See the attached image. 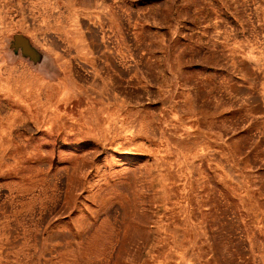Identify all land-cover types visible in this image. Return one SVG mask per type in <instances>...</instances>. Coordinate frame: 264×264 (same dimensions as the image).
Here are the masks:
<instances>
[{
	"label": "rangeland",
	"instance_id": "1",
	"mask_svg": "<svg viewBox=\"0 0 264 264\" xmlns=\"http://www.w3.org/2000/svg\"><path fill=\"white\" fill-rule=\"evenodd\" d=\"M0 264H264V0H0Z\"/></svg>",
	"mask_w": 264,
	"mask_h": 264
},
{
	"label": "water",
	"instance_id": "2",
	"mask_svg": "<svg viewBox=\"0 0 264 264\" xmlns=\"http://www.w3.org/2000/svg\"><path fill=\"white\" fill-rule=\"evenodd\" d=\"M8 49L14 56H22L34 66H44L48 60L46 53L37 47L25 33H14L8 40Z\"/></svg>",
	"mask_w": 264,
	"mask_h": 264
}]
</instances>
